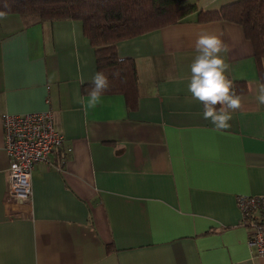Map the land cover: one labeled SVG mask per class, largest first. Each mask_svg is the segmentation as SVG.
<instances>
[{
  "label": "crops",
  "instance_id": "1",
  "mask_svg": "<svg viewBox=\"0 0 264 264\" xmlns=\"http://www.w3.org/2000/svg\"><path fill=\"white\" fill-rule=\"evenodd\" d=\"M235 1L184 0L195 9L180 21L117 41L134 85L125 93L110 77L88 110L97 66L82 22L0 19V264H264L236 204L264 195V58L241 25L198 17ZM201 32L229 46L243 101L222 131L185 100ZM47 110L64 141L34 165L16 208L1 117Z\"/></svg>",
  "mask_w": 264,
  "mask_h": 264
},
{
  "label": "trees",
  "instance_id": "2",
  "mask_svg": "<svg viewBox=\"0 0 264 264\" xmlns=\"http://www.w3.org/2000/svg\"><path fill=\"white\" fill-rule=\"evenodd\" d=\"M184 0H0V12L18 14L35 21L78 19L94 48L97 71L114 77L118 89L127 93L134 85L132 60L116 62L115 44L144 32L180 21L195 9ZM200 20L226 19L241 25L252 41L258 59L264 58V0H238L221 8L199 11ZM119 80V81H118Z\"/></svg>",
  "mask_w": 264,
  "mask_h": 264
},
{
  "label": "built area",
  "instance_id": "3",
  "mask_svg": "<svg viewBox=\"0 0 264 264\" xmlns=\"http://www.w3.org/2000/svg\"><path fill=\"white\" fill-rule=\"evenodd\" d=\"M4 150L8 156L7 195L12 204L21 205L31 198V171L34 165L48 160L59 148L64 136L52 123L49 110L1 117ZM240 223L249 228L248 243L264 256V195L236 197Z\"/></svg>",
  "mask_w": 264,
  "mask_h": 264
},
{
  "label": "clouds",
  "instance_id": "4",
  "mask_svg": "<svg viewBox=\"0 0 264 264\" xmlns=\"http://www.w3.org/2000/svg\"><path fill=\"white\" fill-rule=\"evenodd\" d=\"M5 18V13L0 12V19ZM196 55L189 65L190 75L187 80L189 97L186 102L197 101L203 105V118L210 121L217 131L229 129L233 113L242 107V97L236 91L234 82L229 78L230 65L226 62L225 55L229 46L219 35L201 32L195 41ZM117 63H123L124 57L117 55ZM119 78L120 71L112 73ZM92 87L85 89L87 99L82 101L85 110L94 109L102 103L101 97L109 89L110 81L104 71H97L91 78ZM83 84L84 81L81 80ZM256 102L264 107V81L256 86Z\"/></svg>",
  "mask_w": 264,
  "mask_h": 264
}]
</instances>
